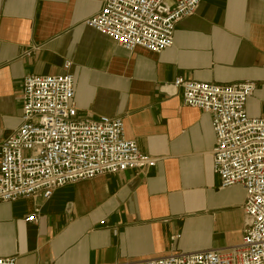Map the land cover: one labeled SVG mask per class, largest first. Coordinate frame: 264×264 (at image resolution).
<instances>
[{
	"label": "crops",
	"instance_id": "0c3cea01",
	"mask_svg": "<svg viewBox=\"0 0 264 264\" xmlns=\"http://www.w3.org/2000/svg\"><path fill=\"white\" fill-rule=\"evenodd\" d=\"M103 4L0 0V142L21 123L25 76L63 74L71 61L79 114L122 117L127 137L157 165L68 183L48 200L0 203V256L16 255V264H142L239 243L245 191L220 188L211 117L162 86L178 76L252 80L254 98L264 99V0H203L160 54L126 51L85 25ZM254 98L247 108L258 115ZM35 208L38 222L27 221Z\"/></svg>",
	"mask_w": 264,
	"mask_h": 264
},
{
	"label": "built area",
	"instance_id": "2783aa9c",
	"mask_svg": "<svg viewBox=\"0 0 264 264\" xmlns=\"http://www.w3.org/2000/svg\"><path fill=\"white\" fill-rule=\"evenodd\" d=\"M202 2L104 0L84 23L126 51L141 47L160 54L174 46L177 25L193 17ZM71 65L66 61V72L59 75L25 76L21 123L0 142V203L35 196L48 200L68 183L127 170L146 173L157 165L156 157L127 137L122 117L79 114ZM162 91L181 95L184 106L210 115L220 188L240 185L245 191L243 235L229 247L173 252L142 264H264V110L251 115L247 108L256 82L217 84L178 76ZM39 217L35 208L26 220ZM16 263V255L0 256V264Z\"/></svg>",
	"mask_w": 264,
	"mask_h": 264
},
{
	"label": "rangeland",
	"instance_id": "374dc122",
	"mask_svg": "<svg viewBox=\"0 0 264 264\" xmlns=\"http://www.w3.org/2000/svg\"><path fill=\"white\" fill-rule=\"evenodd\" d=\"M260 108L264 110V99L254 98V100L252 101V105H251L252 112H256Z\"/></svg>",
	"mask_w": 264,
	"mask_h": 264
}]
</instances>
